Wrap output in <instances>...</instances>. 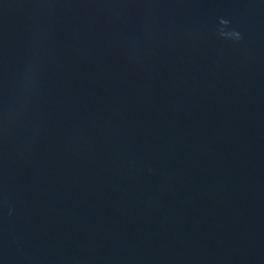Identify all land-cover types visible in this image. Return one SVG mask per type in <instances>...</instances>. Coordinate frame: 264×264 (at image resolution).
Masks as SVG:
<instances>
[{"label": "water", "instance_id": "1", "mask_svg": "<svg viewBox=\"0 0 264 264\" xmlns=\"http://www.w3.org/2000/svg\"><path fill=\"white\" fill-rule=\"evenodd\" d=\"M0 264H264V0H0Z\"/></svg>", "mask_w": 264, "mask_h": 264}, {"label": "clouds", "instance_id": "2", "mask_svg": "<svg viewBox=\"0 0 264 264\" xmlns=\"http://www.w3.org/2000/svg\"><path fill=\"white\" fill-rule=\"evenodd\" d=\"M235 35H236V39L237 40H240L242 38L241 35L238 32H236Z\"/></svg>", "mask_w": 264, "mask_h": 264}]
</instances>
